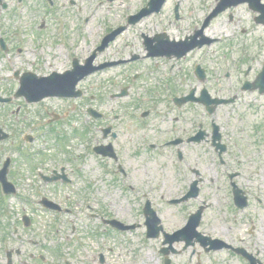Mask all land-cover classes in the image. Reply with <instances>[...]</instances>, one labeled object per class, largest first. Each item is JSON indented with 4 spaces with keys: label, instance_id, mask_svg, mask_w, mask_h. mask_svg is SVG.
Returning a JSON list of instances; mask_svg holds the SVG:
<instances>
[{
    "label": "rangeland",
    "instance_id": "obj_1",
    "mask_svg": "<svg viewBox=\"0 0 264 264\" xmlns=\"http://www.w3.org/2000/svg\"><path fill=\"white\" fill-rule=\"evenodd\" d=\"M39 1L24 0L17 5L15 0H4L7 8L0 11V33L8 43L5 51L0 50V96L12 97L9 103H0V129L8 133V138L0 141V164L4 157H12L13 171H9L8 179L18 186L0 214V228L8 223L17 225L23 214L28 215L33 226L26 237L35 231L33 239L38 246L26 244L32 252L52 259V264H63L64 256L73 264H102L98 251L104 257L103 264H141L148 252L155 264H162V236L147 239L144 235L145 200L166 232L183 226L189 214L203 206L198 231L232 248L242 247L264 262V94L242 89L243 82L253 83L262 69L264 25L253 23L251 14L232 7L231 13H219L202 29L206 36L218 38L207 47L180 59L145 57L142 35L164 31L170 39L183 38L192 34L195 26L201 29L203 18L215 5V0H182L174 15L173 0H168L160 15L148 17L141 26L140 22L129 25L96 53L94 64H116L79 81L76 88L81 90V97H45L26 103L23 97H13L18 87V80L11 75L14 70L45 75L71 66L56 42V13L70 21L66 33L75 40L74 55L82 62L98 45L104 29L110 32L112 26L123 23L127 9L122 3L132 2L137 7L145 0H51L54 12L46 11V5ZM97 1L101 6L93 11ZM17 10L20 17L15 15ZM83 18L88 21L84 23ZM107 24L112 26L105 28ZM15 25L22 27L23 35L17 34ZM21 36L24 43L18 54L15 44ZM220 39L223 41L218 42ZM135 54L139 58L129 60ZM201 59L209 70L203 81L192 71L193 62ZM170 64H174L172 78L166 73ZM202 86L210 97L231 98L232 102L217 105L209 115L200 103L187 102L176 108L167 99L185 95L189 89L198 97ZM123 87L127 93L119 96ZM88 107L102 112V118L90 117ZM146 109L149 113L141 119L139 115ZM51 111L59 115L57 120L50 121ZM212 120L219 125L222 142L230 148L222 158L224 163L204 143L148 147L149 142L171 136L184 139L199 124L209 129ZM108 125L118 134L112 142L119 149L117 161L92 151L93 146L111 141L109 135L102 137L101 129ZM23 135H32L30 145L23 143ZM177 149L182 154L180 162ZM23 151L34 153L32 163L22 157ZM118 164L126 171L123 178ZM59 165L70 179L67 185L62 179L45 182L32 171L40 168L50 176L47 169L55 168L61 174ZM234 171L240 173L235 183L248 199L243 209L233 204L227 183L226 173ZM194 179L200 190L196 198L173 205L167 202L180 197ZM42 196L67 210L58 213L42 209L37 203ZM111 218L134 226L117 233L103 222ZM10 232L11 228L6 234ZM3 235L1 232L0 237ZM8 236L14 246V237ZM227 247L206 252L197 242L185 248L183 242H176L169 257L172 264H247ZM56 248L59 257L52 253Z\"/></svg>",
    "mask_w": 264,
    "mask_h": 264
},
{
    "label": "flooded vegetation",
    "instance_id": "obj_2",
    "mask_svg": "<svg viewBox=\"0 0 264 264\" xmlns=\"http://www.w3.org/2000/svg\"><path fill=\"white\" fill-rule=\"evenodd\" d=\"M240 3L246 4L247 10L250 11L253 16L256 14L264 16V5H262L264 4V0H259V5L253 4V7L255 8L249 6L248 0H241ZM32 226L33 219H19L17 225L12 226L11 232L9 234H11L16 241L14 246L11 243V238L8 236L9 234H7V237L6 234H4V237H0V250L3 252L0 254V258H2L0 260L1 264H52V259L41 252H32L30 250L31 247L26 244L28 243L33 247L38 246L36 239H33V237L36 235L34 234L35 231H31L30 236L26 237ZM5 238L8 242V246L4 248L2 241ZM21 256L23 259L20 258ZM48 258L50 259V262H48ZM81 263L84 264L83 261Z\"/></svg>",
    "mask_w": 264,
    "mask_h": 264
},
{
    "label": "water",
    "instance_id": "obj_3",
    "mask_svg": "<svg viewBox=\"0 0 264 264\" xmlns=\"http://www.w3.org/2000/svg\"><path fill=\"white\" fill-rule=\"evenodd\" d=\"M74 70H76V69H74ZM86 73H88V72H85V74ZM82 76V75H81ZM81 77L80 76H77V77H75L72 81H70V82H66V84H65V88L66 89H68V93L66 92L64 95H71V92H70V90H72V88L74 87V85L76 84V82L80 79ZM50 78H48V80H49ZM51 81H53V82H56L55 80H51ZM58 82V81H57ZM59 83V82H58ZM261 83V81L260 80H258L257 81V85L260 87V89L262 90H264V87L260 84ZM61 84V83H60ZM51 87V84H49L48 85V87L47 88H50ZM20 91H21V89H20ZM47 94H49V92H43L41 95H38L39 96V98L40 97H42L43 95H47ZM27 96V95H26ZM28 97V99H30V100H36L38 97L37 96H35V95H29V96H27ZM145 213L147 214V213H150L151 214V212L148 210V208H146V210H145ZM199 214V213H198ZM152 215V214H151ZM197 218H198V215H195V216H193L191 219V221H190V224L188 225V226H190L191 227V230H193V228L196 226V221H197ZM149 235H151L150 233H148Z\"/></svg>",
    "mask_w": 264,
    "mask_h": 264
},
{
    "label": "bare ground",
    "instance_id": "obj_4",
    "mask_svg": "<svg viewBox=\"0 0 264 264\" xmlns=\"http://www.w3.org/2000/svg\"><path fill=\"white\" fill-rule=\"evenodd\" d=\"M218 233H220V232H218ZM141 264H155L154 258L152 257V255L150 254V252L147 253L145 261L142 262Z\"/></svg>",
    "mask_w": 264,
    "mask_h": 264
}]
</instances>
